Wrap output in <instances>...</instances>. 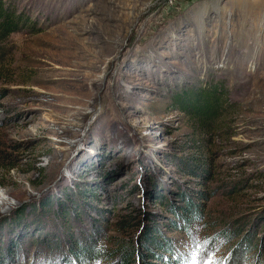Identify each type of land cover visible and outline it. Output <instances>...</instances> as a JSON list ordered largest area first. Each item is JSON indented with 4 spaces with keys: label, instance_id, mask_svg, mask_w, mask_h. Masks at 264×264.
Listing matches in <instances>:
<instances>
[{
    "label": "rangeland",
    "instance_id": "rangeland-1",
    "mask_svg": "<svg viewBox=\"0 0 264 264\" xmlns=\"http://www.w3.org/2000/svg\"><path fill=\"white\" fill-rule=\"evenodd\" d=\"M3 1L0 264H264V0Z\"/></svg>",
    "mask_w": 264,
    "mask_h": 264
},
{
    "label": "trees",
    "instance_id": "trees-1",
    "mask_svg": "<svg viewBox=\"0 0 264 264\" xmlns=\"http://www.w3.org/2000/svg\"><path fill=\"white\" fill-rule=\"evenodd\" d=\"M25 16L26 15L18 14V10L14 5L7 4L3 0H0V39H7L12 34L20 31L36 32L37 25L35 22H32ZM224 95L225 92L221 86L213 85L208 87L207 90L201 89L197 92H185L182 96H177L174 99V104L179 106L180 111L198 119L201 124L208 126L210 123H213L214 119L219 118L220 115H218V113L225 105ZM197 162L199 161L193 160L195 166L198 164ZM52 207L53 205H49L43 210L49 212ZM19 218L18 224L20 220H23V216ZM63 218H68V216H64ZM158 240L159 239L150 237L149 242L153 246H157V248H163L162 246L164 243H160ZM83 252L85 256L89 254L87 251ZM8 253L7 251L6 255H8ZM99 254L100 252L97 253V255ZM7 261L3 264H8Z\"/></svg>",
    "mask_w": 264,
    "mask_h": 264
},
{
    "label": "snow or ice",
    "instance_id": "snow-or-ice-1",
    "mask_svg": "<svg viewBox=\"0 0 264 264\" xmlns=\"http://www.w3.org/2000/svg\"><path fill=\"white\" fill-rule=\"evenodd\" d=\"M189 239L192 241V247H193V253H192V264H197V257H196V252L199 251L201 242L199 240L198 236H194L191 232L188 234ZM96 264H100L99 261L96 262ZM222 264V262H220Z\"/></svg>",
    "mask_w": 264,
    "mask_h": 264
}]
</instances>
